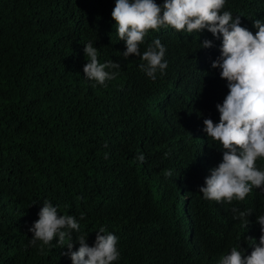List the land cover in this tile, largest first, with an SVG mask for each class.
Returning a JSON list of instances; mask_svg holds the SVG:
<instances>
[{"label": "trees", "instance_id": "trees-1", "mask_svg": "<svg viewBox=\"0 0 264 264\" xmlns=\"http://www.w3.org/2000/svg\"><path fill=\"white\" fill-rule=\"evenodd\" d=\"M114 6L0 0V264H72L67 245L78 250L83 235L93 246L101 227L118 237L114 264H217L239 245L250 254L247 237L259 240L264 192L222 204L199 191L223 155L203 123L219 122L216 105L228 92L211 66L222 37L150 31L141 53L159 39L168 63L153 81L139 57L121 55ZM225 10L242 15L253 34V20L264 21V0H227ZM205 39L211 48H200ZM88 43L99 62L120 64L106 86L83 74ZM257 163L264 168V160ZM45 201L73 215L80 231L41 251L29 229ZM233 207L252 209L248 228L233 219Z\"/></svg>", "mask_w": 264, "mask_h": 264}, {"label": "clouds", "instance_id": "clouds-1", "mask_svg": "<svg viewBox=\"0 0 264 264\" xmlns=\"http://www.w3.org/2000/svg\"><path fill=\"white\" fill-rule=\"evenodd\" d=\"M227 0H115L111 18L119 40L126 44L121 53L127 60L135 55L142 60L139 69L155 81L157 72L164 74L168 63L164 60L166 48L159 39H154L141 53V45L150 31L174 29L176 32H210L222 43L220 55L212 62V68L220 69V78L227 81V95L222 104H217L219 122L204 119L207 137L222 151V161L210 170L205 186L199 191L203 198L222 204L243 202L253 191L264 192V168L258 166V159L264 160V21L253 20L255 34L241 26V16H233L225 10ZM200 48H211V40L205 39ZM86 60L84 76L93 81V86H106V81L119 75L120 64L109 60L101 63L98 50L88 43L84 47ZM107 158V154H105ZM143 162L144 155L136 157ZM166 177L172 171L164 170ZM233 219L248 228L252 209L244 211L233 207ZM39 219L29 229L33 233L32 246L41 251L58 237L63 245L66 238H72L80 231V224L73 215H61L57 207L45 201L38 213ZM83 219V214H81ZM260 226L258 242L247 237L252 243L250 254L241 245L233 246L230 252L222 254L217 264H264V215L256 217ZM79 248L72 251L67 245L72 264H114L120 258L118 237L108 233L104 227L96 231L93 246L86 243L87 237H76Z\"/></svg>", "mask_w": 264, "mask_h": 264}]
</instances>
